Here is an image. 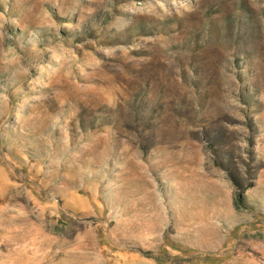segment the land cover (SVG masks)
<instances>
[{
    "label": "rangeland",
    "instance_id": "374dc122",
    "mask_svg": "<svg viewBox=\"0 0 264 264\" xmlns=\"http://www.w3.org/2000/svg\"><path fill=\"white\" fill-rule=\"evenodd\" d=\"M0 264H264V0H0Z\"/></svg>",
    "mask_w": 264,
    "mask_h": 264
}]
</instances>
